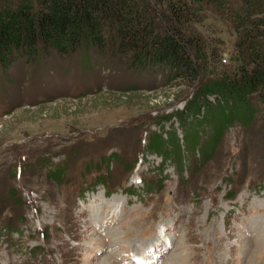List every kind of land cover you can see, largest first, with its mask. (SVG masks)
Instances as JSON below:
<instances>
[{
    "label": "rangeland",
    "instance_id": "rangeland-1",
    "mask_svg": "<svg viewBox=\"0 0 264 264\" xmlns=\"http://www.w3.org/2000/svg\"><path fill=\"white\" fill-rule=\"evenodd\" d=\"M202 15L191 30L218 73L233 67L231 22ZM88 58L16 56L0 73V264H264L259 93L251 120L201 113L193 132L178 114L197 82Z\"/></svg>",
    "mask_w": 264,
    "mask_h": 264
},
{
    "label": "trees",
    "instance_id": "trees-1",
    "mask_svg": "<svg viewBox=\"0 0 264 264\" xmlns=\"http://www.w3.org/2000/svg\"><path fill=\"white\" fill-rule=\"evenodd\" d=\"M235 4L231 0H0V73L6 75L16 56L30 63L79 51L86 63L94 54L115 58L128 69L164 72L170 80L181 79L188 86L197 82L190 102L178 114H191L196 122L189 129L193 132L201 130V113L200 120L219 123L217 117L227 116V109L235 106L244 109L249 121L255 114L249 98L259 93L264 101V0ZM205 11L228 19L238 36L231 58L235 65L219 73L218 50L190 28ZM217 130L207 143L205 158L221 137Z\"/></svg>",
    "mask_w": 264,
    "mask_h": 264
},
{
    "label": "bare ground",
    "instance_id": "bare-ground-1",
    "mask_svg": "<svg viewBox=\"0 0 264 264\" xmlns=\"http://www.w3.org/2000/svg\"><path fill=\"white\" fill-rule=\"evenodd\" d=\"M112 207H113V205H112ZM89 210H90L89 212H90V214H92V216L96 215V214L93 213L94 211L92 210V208L90 209V207H89ZM101 211H102V210H101ZM93 214H94V215H93ZM98 214H99V213H98ZM101 216H102V215H101ZM107 217H108V216H107ZM105 223H107V222H105ZM253 226H254V225H253ZM157 246L161 248V246H159V245H157ZM159 250H160V249H159ZM154 251L157 252V253H159V252H158V249H155ZM157 253H156V254H157ZM150 256H151V255H150ZM170 256H172V255L170 254V255L168 256V258H169ZM131 257H132V256H131ZM168 258L163 262V264H167V262H168ZM172 258H173V257H172ZM131 262H132V261H131ZM155 262H156V261H155ZM157 262H158V261H157ZM151 264H152V263H151ZM153 264H156V263H153Z\"/></svg>",
    "mask_w": 264,
    "mask_h": 264
}]
</instances>
